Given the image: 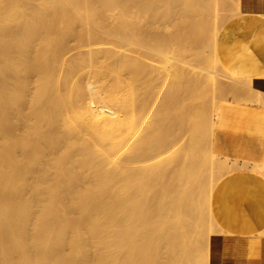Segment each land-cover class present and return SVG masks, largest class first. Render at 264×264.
I'll use <instances>...</instances> for the list:
<instances>
[{
    "label": "bare ground",
    "instance_id": "obj_1",
    "mask_svg": "<svg viewBox=\"0 0 264 264\" xmlns=\"http://www.w3.org/2000/svg\"><path fill=\"white\" fill-rule=\"evenodd\" d=\"M144 1L0 0V264L228 263L212 202L264 160L218 154L215 121L224 96L264 103V14L232 2L251 32L232 67L200 0H150L151 23Z\"/></svg>",
    "mask_w": 264,
    "mask_h": 264
},
{
    "label": "crops",
    "instance_id": "obj_2",
    "mask_svg": "<svg viewBox=\"0 0 264 264\" xmlns=\"http://www.w3.org/2000/svg\"><path fill=\"white\" fill-rule=\"evenodd\" d=\"M240 5L247 13L264 14V0H240ZM260 32L264 33H254L261 37ZM248 42L231 39L222 43L221 52L232 57L229 66L234 67L239 57L240 63L246 62L243 57ZM254 62L264 67V52ZM252 78L260 80L264 90V76ZM251 102H221L213 135V148L221 156L250 162L264 160V103ZM223 191L218 222L232 232L218 238L227 264H232L233 255L236 264H264V177L236 172Z\"/></svg>",
    "mask_w": 264,
    "mask_h": 264
},
{
    "label": "rangeland",
    "instance_id": "obj_3",
    "mask_svg": "<svg viewBox=\"0 0 264 264\" xmlns=\"http://www.w3.org/2000/svg\"><path fill=\"white\" fill-rule=\"evenodd\" d=\"M152 1V3L150 2V0H145L144 2H141L140 3V7H141V9H142V11H143V13L142 12H140V14H144V16L143 15H141L140 17H141V19L144 21L143 23H145V21L146 22H150L151 23V21L152 20H147V19H149L148 18V16H153V11L154 12H156L157 14L156 15H159L160 17H161V15H162V12H163V5L161 4V3H159V2H156V1H154V0H151ZM205 1H207V0H200V1H198V2H196V5L197 6H199V4H200V13L198 14L199 15V17L198 18H201L200 20L202 21V23L204 24V25H206V29L209 31V32H213L214 31V28L216 27H218L219 28V35H218V38H217V42L219 43V45H220V47H218L219 49H220V51H221V45H222V43L223 42H228L229 40H231V39H233V42L235 41L236 42V39L237 40H240L241 42L242 41H244V42H247V41H249V40H251V37H250V33L251 32H249L248 30H243V29H240V28H238L237 27V25H236V23H237V20L239 19V17L241 18L242 16L241 15H237V13H235V6H233V5H235L236 3H240V0H218V1H223V2H226V1H229V2H226V3H234L235 2V4H231L232 6H231V10L233 9V12L231 11L230 12V9L229 10H227V11H222V10H218V9H216V7L214 6L215 5V0H208L207 2H211L212 1V3H205ZM215 1V2H214ZM201 2H203L204 4H202ZM148 3L150 4V6L151 7H154L155 8V6H156V8L155 9H157L156 11L155 10H153L152 11V9L153 8H151L150 7V10H151V12L152 13H150L149 11H148V8H149V5H148ZM153 5H155V6H153ZM209 5V6H208ZM137 7V4H136V6L134 5V7H133V10L135 9V7H136V9L137 8H140V7ZM205 6L207 7V8H205ZM147 7V8H146ZM161 7H163V8H161ZM201 9H203V10H201ZM214 9V10H213ZM146 10V11H145ZM211 10V12L209 13V11ZM217 10V11H216ZM202 11V12H201ZM239 11H241V12H246L242 7H241V5L239 4ZM146 12V13H145ZM226 12V13H225ZM207 13V14H206ZM217 14V15H216ZM224 14H226V15H224ZM233 14V15H232ZM146 15V16H145ZM154 15H155V13H154ZM222 15V16H221ZM230 15V16H229ZM236 15H237V17H236ZM151 16V17H152ZM207 16H208V18H207ZM213 16H214V18H213ZM218 16H219V18H218ZM227 19H225L224 17ZM227 16V17H226ZM234 16V18H231V17H233ZM154 17V16H153ZM158 17V16H157ZM223 18V19H222ZM155 18H153V20H154ZM221 19V20H220ZM225 19V20H224ZM223 21L225 22V23H223ZM228 21V22H227ZM149 23V24H150ZM149 24H147L146 23V26L147 25H149ZM145 25H143V28H145L144 27ZM151 25H149V26H147V27H150ZM152 26H154V23L152 24ZM214 26V27H213ZM222 26V27H221ZM147 27H146V29H147ZM151 28V27H150ZM147 29V30H150L151 32H152V30H153V28H154V30H155V32H156V27H152L151 29ZM221 28V29H220ZM145 29V30H146ZM146 30V31H147ZM146 31H144V33H145V35L146 34H148V33H146ZM150 31H148L149 32V34H152ZM154 32V31H153ZM149 34L147 35V37L149 36ZM154 35V34H153ZM200 48H202V47H200ZM206 49H208V51L210 50V47L209 46H207L206 47ZM171 52V51H170ZM170 52L168 51L167 53H168V55H170ZM210 52V51H209ZM148 54H147V56L148 55H151V56H153L155 53H153L152 51H151V53L148 51L147 52ZM150 53V54H149ZM78 51L76 50V49H73V43L71 42V44H69V47H68V52H67V57L68 58H72V57H76V56H78ZM171 54H172V52H171ZM151 56H148L149 58L151 57ZM155 56H157L156 58H155ZM154 57H153V59L152 60H154V62L153 61H151V60H148V61H150L151 63H155V64H157V63H159V64H162L163 63V60H165V56L164 55H155ZM159 56V57H158ZM161 56V57H160ZM152 58V57H151ZM150 58V59H151ZM161 58H163V60H161ZM162 61H160V60ZM158 60V61H157ZM160 61V62H159ZM154 64V65H155ZM159 64H157V65H159ZM223 79V80H222ZM226 80H228L227 78H221V80H219L220 82H217V84H221L222 82L221 81H223V83L221 84V87L223 86V88L226 90L225 92H228L227 90H228V88L227 87H231V85L230 84H228V83H231V81H226ZM226 84H227V86H226ZM218 85V86H219ZM239 85V87L240 88H242V89H240L239 88V90L240 91H245L244 89H243V87H245L246 88V86L244 85L243 87H241L242 86V84H238ZM225 86H226V88H225ZM260 88L262 89V91H264L263 90V87L262 86H260ZM226 95H229V93L228 94H226ZM228 97V99H230V95L229 96H227ZM226 97L224 96L223 98H222V100H221V102H223L224 100H227V98L225 99ZM231 99L232 100H240V99H238V98H234L232 95H231ZM216 118H217V116H216ZM216 122V121H215ZM169 147V146H168ZM236 172L234 171V172H231V173H229V174H227V175H225V176H223L222 177V179L224 180V182H225V184L227 185L228 184V180H229V178H230V176H232L233 174H235ZM264 177V176H263ZM213 192H215V189H214V191ZM221 200H222V197H220V199H218V200H213V202H212V205H211V207H212V213H213V216H214V219L215 220H217L218 221V214H219V208H220V204H221ZM208 225V224H207ZM222 234H225V233H219V234H215L217 237H219L220 235H222Z\"/></svg>",
    "mask_w": 264,
    "mask_h": 264
}]
</instances>
